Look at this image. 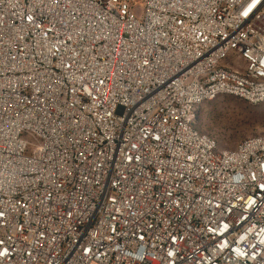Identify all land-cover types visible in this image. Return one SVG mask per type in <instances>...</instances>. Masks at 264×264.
<instances>
[{"label":"built area","instance_id":"built-area-1","mask_svg":"<svg viewBox=\"0 0 264 264\" xmlns=\"http://www.w3.org/2000/svg\"><path fill=\"white\" fill-rule=\"evenodd\" d=\"M224 96L264 104V0H0V264H264Z\"/></svg>","mask_w":264,"mask_h":264},{"label":"rangeland","instance_id":"rangeland-1","mask_svg":"<svg viewBox=\"0 0 264 264\" xmlns=\"http://www.w3.org/2000/svg\"><path fill=\"white\" fill-rule=\"evenodd\" d=\"M232 67L240 70L244 64L239 62ZM197 129L213 138L220 150H233L248 138L264 136V104L252 105L232 97H220L202 106Z\"/></svg>","mask_w":264,"mask_h":264},{"label":"water","instance_id":"water-1","mask_svg":"<svg viewBox=\"0 0 264 264\" xmlns=\"http://www.w3.org/2000/svg\"><path fill=\"white\" fill-rule=\"evenodd\" d=\"M198 114H199V112H198ZM198 114H197V117H198Z\"/></svg>","mask_w":264,"mask_h":264}]
</instances>
